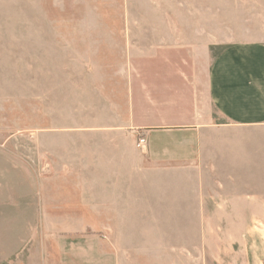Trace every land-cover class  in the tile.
<instances>
[{"label":"rangeland","instance_id":"1","mask_svg":"<svg viewBox=\"0 0 264 264\" xmlns=\"http://www.w3.org/2000/svg\"><path fill=\"white\" fill-rule=\"evenodd\" d=\"M167 1L174 5V0ZM254 2L183 0L182 16L172 8L166 19L191 23V6L197 10L204 5L208 9L206 14L199 9V23L208 21L217 28L224 21L260 22L251 7ZM158 7L159 0H0V264H36L46 242L56 241L45 233L67 226L48 222L45 205L79 200L71 185L85 182L93 188L96 153L106 136L142 134L120 126L130 116V79L133 111L143 113L139 82L146 77L158 87L182 69L180 62L166 63L160 56L173 58L174 47L122 44L131 36L142 38L143 28L158 25ZM129 26L133 32L127 31ZM215 33L222 34L217 29ZM183 66L189 69L188 63ZM146 109L156 120L174 118L178 112L175 105L158 103ZM257 134L262 135L259 141ZM205 138L212 210L203 213L217 219L226 210L224 203L243 204V199L232 198L253 190V175L243 176L246 183L240 191L242 176L225 170L254 169L258 151L264 168V129L214 128ZM198 229L199 238L182 240L195 253L136 255L134 264H264V201L257 220L200 222Z\"/></svg>","mask_w":264,"mask_h":264},{"label":"crops","instance_id":"2","mask_svg":"<svg viewBox=\"0 0 264 264\" xmlns=\"http://www.w3.org/2000/svg\"><path fill=\"white\" fill-rule=\"evenodd\" d=\"M252 5L255 14L261 16L260 22L224 21L216 28L208 21L199 23V9L202 14L208 9L204 5L197 10L191 6L195 17L191 23L182 19L167 23L172 8L175 15L182 16L183 0H174L173 6L159 0L158 25L143 28L142 42L132 36L122 40L128 46L174 47L173 58L160 56L166 63L180 62L182 69L166 76L158 87L146 77L137 83L143 113L133 111L134 83L130 79V116L120 126L140 130L146 144L138 146V136H106L102 151L96 153L93 188L85 182L76 188L71 185L79 192V200L43 208L48 222L67 226L45 233V238L56 241L53 245L46 242L36 264H134L136 255L193 254L182 240L199 238L200 222L257 220L264 201L260 151L254 169L225 170L226 174L242 176L240 191L246 183L243 176H254L253 190L232 198L243 199V204L235 206L236 202L229 200L217 219L213 213H203L212 210L206 189L211 170L206 166L204 150L207 132L214 128H255L261 133L264 129V0H255ZM216 29L222 32L218 37ZM127 31L133 32L132 27ZM216 46L220 48L216 50ZM183 63H188L189 69ZM156 103L160 107L175 105L178 112L174 118L152 119L145 111ZM261 136L257 134L256 140ZM223 185L225 194L226 182ZM248 197L253 201L246 200ZM252 208L254 219L247 214ZM189 224H196L194 230L193 225L188 229Z\"/></svg>","mask_w":264,"mask_h":264},{"label":"built area","instance_id":"3","mask_svg":"<svg viewBox=\"0 0 264 264\" xmlns=\"http://www.w3.org/2000/svg\"><path fill=\"white\" fill-rule=\"evenodd\" d=\"M146 144V138L144 137L143 134L138 135V141H137V145L142 147Z\"/></svg>","mask_w":264,"mask_h":264}]
</instances>
